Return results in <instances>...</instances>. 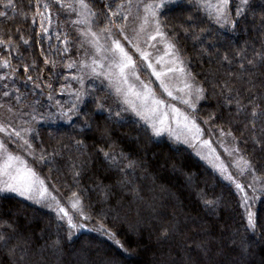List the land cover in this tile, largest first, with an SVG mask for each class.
Wrapping results in <instances>:
<instances>
[{
  "label": "snow or ice",
  "instance_id": "1",
  "mask_svg": "<svg viewBox=\"0 0 264 264\" xmlns=\"http://www.w3.org/2000/svg\"><path fill=\"white\" fill-rule=\"evenodd\" d=\"M249 8L250 0H187L186 4H179L177 0H27V3L24 0H0V18L4 21L12 22L17 16L24 20L31 17L33 24L39 20L35 43L41 46L48 43V52L42 51L41 56L50 75L44 78L33 60L31 65L23 67L24 87L31 84L40 95L47 90L49 106L54 109L45 115L38 110L42 105L37 100L29 106L31 112L21 111L17 105L22 102L25 93H21L16 86L17 68L20 65L13 64L11 55L0 57V97L7 100L14 96L16 101V105L9 103L6 108L0 103V109L11 117L0 118V194H14L36 204H47L59 221L66 222L65 239L68 243L86 229L124 248V244L116 238L118 234L106 225V213L97 214V222L93 227H88V223L93 222V215L86 211L80 192H71L68 200L72 209L70 213L54 194L50 177L42 172L45 166L52 171L50 166L59 153L49 152L42 142L36 143L40 133L35 125L56 116L64 120L79 117L80 106L91 98L96 110L107 112L109 118L114 116L118 121H123L125 114H130L133 122L149 139L167 135L175 143L190 147L199 144L207 148L209 156L213 157L210 161L213 170L233 185L240 197L245 231L257 234L258 213L253 208L258 201H264V170L258 168L246 149L240 147L232 130H226L222 125L216 129L220 134L218 142L231 161L226 164L221 160L211 142L203 139L204 128L199 122L198 113L201 101L208 98L206 85L213 92L219 87V95L224 99L225 106L230 110L234 106L235 115L245 117V130L251 134L252 143L264 151V80L257 82L258 75L264 76V71H261L264 70V16L259 26L260 48L252 47L249 55L246 44L231 57L224 54L220 58L221 63H227L230 67L236 65L234 71L229 73L230 79L222 83H212L206 79L200 84L196 83L181 55L175 32L162 19L166 11L179 9L191 13L195 9V13L202 18L201 22L235 32L242 22H247ZM184 23L191 26L194 23L193 15H188ZM200 31L203 36L209 29L202 28ZM14 35H19L18 42L13 39ZM53 38L57 42L55 45L52 44ZM196 38L200 39V36ZM31 40L32 37L25 38L20 29L15 33L0 29V50L16 53L17 58L23 55L20 45L29 46ZM158 45H162V52ZM73 48L76 52L74 58L71 56ZM58 63L66 70L62 77L56 72ZM31 72L37 74L31 75ZM145 73L147 78L144 77ZM60 79L63 83L57 89L55 84ZM97 81L103 88V96L96 95ZM239 81L246 85L243 92L235 86ZM57 93L60 99H56ZM32 94L35 95V92ZM216 120L215 114H209L203 123L214 124ZM229 137L233 141L230 147L225 144ZM75 144L82 146L83 141L77 140ZM98 151L110 166L124 173L125 177L136 168V161L124 153H120L118 158L115 153L103 148ZM196 154L201 159H208L200 151ZM71 167L73 180L78 183L80 170L75 163ZM246 178L247 183L244 182ZM121 183L129 185L131 182L125 178ZM205 196L201 194L205 208L214 211L219 201ZM173 230L172 225L163 227L159 239L167 240ZM63 243L58 237L46 243L42 251L50 248L60 254ZM231 245L238 247L241 259L249 254L250 245L245 238H241L239 244L233 239ZM197 247L206 256L209 254L210 250L203 242ZM0 249L7 250L14 264L30 261V241L19 237L11 222L0 223Z\"/></svg>",
  "mask_w": 264,
  "mask_h": 264
},
{
  "label": "trees",
  "instance_id": "2",
  "mask_svg": "<svg viewBox=\"0 0 264 264\" xmlns=\"http://www.w3.org/2000/svg\"><path fill=\"white\" fill-rule=\"evenodd\" d=\"M177 3L186 4L187 0ZM190 14L194 17L191 26L184 23ZM247 15V22H242L235 32L201 22L202 18L195 9L191 13L179 9L166 11L162 19L175 32L176 43L196 83H203L206 79L222 83L230 79L229 73L236 67L220 62L224 54L231 57L247 44L251 55L252 47L259 49L261 46L259 26L264 16V0H250ZM202 28L209 29L203 36ZM0 29L13 33L20 29L25 38L32 37L29 46L20 45L23 55L19 58L16 53L0 50V57L11 55L13 64L20 65L16 86L25 95L17 107L31 112L29 106L38 100L42 105L39 108H46L47 90L40 95L31 84L24 87L23 67L31 65L33 60L44 78L50 75L41 56L42 51L48 52V43L43 46L35 43L39 20L33 24L31 17L24 20L17 16L12 22L0 18ZM13 39L18 42L19 35H14ZM52 44H57L54 38ZM71 54L73 58L76 56L75 48ZM62 69L63 65L58 63L56 72L61 74ZM30 74L36 75L37 72ZM260 80H264V76L258 75L257 82ZM61 83L62 79L56 81L57 89ZM235 86L242 92L246 87L243 81L236 82ZM206 87L208 98L199 105L201 125L217 140H220L216 130L219 126L226 130L230 128L240 147L246 149L258 168L264 170V151L252 143L251 134L245 130V117H237L234 106L231 110L225 106L219 87L215 92L210 86ZM96 95L103 96L104 91ZM0 103L5 108L9 103L16 105L14 96L7 100L0 97ZM209 114L217 117L214 124L203 123ZM73 117L70 125L58 124L56 120L55 123L43 120L35 125L40 133L36 143L42 142L49 152L59 153L50 166L52 171L45 166L42 172L50 177L49 183L60 198L68 201L72 191L80 192L86 211L93 215L92 227L97 222V214L106 213V225L118 234L116 238L124 248L96 232L79 233L68 243L65 239L67 228L54 214L14 196L0 194V223L11 222L17 235L30 241V261L25 264H264V201H258L253 208L258 213L257 234L247 233L242 219L244 209L240 207V197L234 186L208 169L190 151L167 139H149L128 115L123 121L114 116L109 118L107 112L96 110L91 98L81 105L80 116ZM77 140L83 141V145L78 147ZM232 143L231 137L225 140L229 147ZM100 148L115 153L118 158L124 153L136 161V168L125 177L105 161L98 151ZM73 163L81 173L78 183L73 180ZM125 178L131 182L129 185L121 183ZM244 182L247 183L248 179ZM202 193L207 199L219 201L214 211L205 208ZM169 225L174 226L172 234L167 240H160L162 228ZM58 237L64 241L60 254L50 248L42 251L46 243ZM241 238L250 245L249 254L243 259L238 247L231 245L233 239L239 244ZM202 242L210 250L207 256L197 247ZM0 264H14L6 249H0Z\"/></svg>",
  "mask_w": 264,
  "mask_h": 264
},
{
  "label": "rangeland",
  "instance_id": "3",
  "mask_svg": "<svg viewBox=\"0 0 264 264\" xmlns=\"http://www.w3.org/2000/svg\"><path fill=\"white\" fill-rule=\"evenodd\" d=\"M178 1H179V0H177V2H178ZM158 47L161 49V52H162V45H158ZM71 53H72V52H71ZM71 56H72V54H71ZM65 72H66V70L63 68V69H62V72H61V76H63V75L65 74ZM144 77L147 78V73L144 74ZM98 82H99V81H97L96 84H97ZM99 85H100V83L97 85V88H98L97 94H98L99 92H103V88H101V86H99ZM60 98H61V97H60L59 94L57 93V94H56V99H60ZM64 98L67 99L66 96H65ZM45 100H46V102H45ZM45 100H44V103H45L44 107H46V108H39L38 110H40V112H44L45 115H47L48 112H50V111H54V109L51 108V107L49 106V102H48V100H47V97H45ZM87 101H88V100H87ZM80 107H81V106H80ZM1 112H3V111L0 110V118H2V117H8L9 119H11V117H9L8 115H4V113H1ZM126 115H128V117H131L130 114H125V116H126ZM131 118L134 119L133 117H131ZM73 119H74V117H73L71 120H64V119L60 118L59 116H56L54 119H46V121H48V122H50V123H52V122L55 123V120H56V121H58V124L70 125V123L72 122ZM41 122H42V121H41ZM41 122H40V123H41ZM199 122H200V121H199ZM201 126H202V125H201ZM202 127H203V126H202ZM203 128H204V136H203V139H208V140L211 142L212 147L216 150V154L220 156L221 160H223L226 164L230 163L231 158H230L227 154H225V152H224V148L221 147V144L218 142L219 140H217V139H215L213 136H211L205 127H203ZM160 138L167 139L168 141H170V140L168 139L167 135H165V136H163V137H160ZM157 139H158V138H157ZM170 142H172V141H170ZM172 143L175 144V145H177V146H179V147H183V148L187 149L188 151H190V152H191V153H192V154H193V155H194L199 161H201V162H202V163H203L208 169H210L212 172H214L215 174H217V175L220 176V174H219L218 172L214 171L213 168H212V166H211L210 161L213 160V157L209 156V153H208V149H207V148H202L199 144H196L194 147H190L188 144H184V143H175V142H172ZM197 151H200L203 155L208 156V159H207V160H205V159H201V157L198 156V155L196 154ZM233 171H235V170L233 169ZM220 177H221V176H220ZM54 194H55V193H54ZM2 195H11V196H14V197H16V198H18V199H20V200L26 202V203H29V204L34 205V206H36V207H39V208H41V209H43V210H46V211H48L49 213L54 214V215L56 216L55 212L51 211L47 204H36V203L31 202V201H27V200H24V199H22V198H20V197H17V196H15L14 194H2ZM55 195H57V194H55ZM57 197H58V199L61 200V202L65 205V207H66V208L69 210V212L71 213V212H72V209L70 208V205L68 204V201L65 200V199L60 198V196H58V195H57ZM68 200H69V199H68ZM56 218H57V216H56ZM76 218L78 219V217H76ZM61 222H62L63 225L67 228V226H66V222H64V221H61ZM88 227H92V224L88 223ZM82 232H88V231L85 229V230H81L80 233H82ZM78 234H79V233H78Z\"/></svg>",
  "mask_w": 264,
  "mask_h": 264
}]
</instances>
